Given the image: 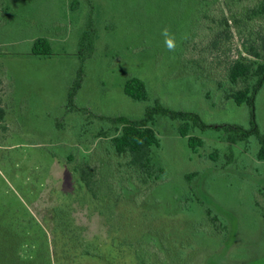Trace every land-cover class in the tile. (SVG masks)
<instances>
[{
    "label": "rangeland",
    "instance_id": "rangeland-1",
    "mask_svg": "<svg viewBox=\"0 0 264 264\" xmlns=\"http://www.w3.org/2000/svg\"><path fill=\"white\" fill-rule=\"evenodd\" d=\"M262 1L207 0L201 7L202 0H0V242L29 236L35 243L29 259L37 264L48 248L51 264H138L128 247L146 234L165 235L166 264H264V162L254 141L230 146L209 130L200 133L205 145L194 154L177 123L159 117L154 159L166 174L141 187L108 139L96 140L110 129L99 117L139 119L155 100L209 125L249 128V108L226 100L218 85L243 45L264 37V19L248 17ZM90 21L96 51L68 108L79 39ZM164 28L175 36L174 52L165 47ZM40 37L52 42L51 57L32 54ZM132 77L146 83L147 102L123 93ZM255 110L264 133V91ZM87 152L116 175L113 215L106 196L101 204L91 201L66 161ZM98 170L112 182L106 165ZM189 174L198 176L189 183ZM199 200L227 222L225 238L214 235ZM57 213L70 225L65 232L56 230Z\"/></svg>",
    "mask_w": 264,
    "mask_h": 264
},
{
    "label": "trees",
    "instance_id": "trees-1",
    "mask_svg": "<svg viewBox=\"0 0 264 264\" xmlns=\"http://www.w3.org/2000/svg\"><path fill=\"white\" fill-rule=\"evenodd\" d=\"M204 2L206 3L207 0H202L201 7ZM1 5L2 3L0 2ZM248 17L250 19H264V0L250 11ZM97 41V28L90 21L79 39L78 58L80 65L68 91V108L74 106L75 99L83 88L85 64L93 57ZM31 52L37 57H51L53 55L52 42L46 37L37 38L33 42ZM218 86L220 87L219 91L222 92L226 100L234 103L237 107L246 106L249 108V128L237 124L209 125L196 113L172 110L160 103L159 100H155L154 105L147 107L143 117L139 119L125 116L99 117L102 121L109 123L110 129H101L96 136V140L100 138L108 139V146L115 157L125 159L127 169L132 172L141 187L158 184L166 174L164 168L157 165L154 159V150L159 149L161 145L158 132L155 129L159 117H166L170 121L177 123V134L187 140L188 147L194 154L199 153V150L205 145L203 139L199 136L200 133L213 130L220 132L225 142L230 146L247 144L254 141L258 146L256 159L259 162H264V133L257 124L255 110L257 95L261 91H264V37L260 38L258 44L243 45V53L230 63L227 68L225 84H219ZM123 93L134 101L147 102L149 100L146 83L136 77L129 78L124 82ZM82 111L85 112V110ZM2 120L3 115L0 114V121ZM216 156L217 154L211 156V159L215 161ZM80 158L81 160L77 161L76 154H70L66 158V161L75 177L84 186L91 201L101 204L106 196V200L108 201L106 205L109 208L110 215H113L116 205L113 198L116 196L114 190L116 175L113 173L112 166L108 165L105 161L104 163L102 160L101 162L98 161V163L95 160L93 161L89 153H81ZM98 164L102 167L106 165L110 169L109 179H112L111 183L105 182V178L107 179V177L98 170ZM197 176L198 174L187 175V182L191 183ZM121 188L127 190V192H131L129 188ZM260 192L263 193L262 191ZM198 203L208 216L214 235L225 238L230 229L227 222L200 200ZM100 213L104 212L100 211ZM70 214L69 217L71 216ZM53 218L56 230L65 232L69 228V224L63 223L62 214L57 213ZM158 237L146 234L143 237V241L139 238L132 246L128 247L133 252L138 264H153L152 259L155 258L154 256H157L160 264H166L164 263L163 255H166L165 247L169 245V237L165 235ZM30 242V237L27 235H21V237L19 235L7 236L5 241L0 242V264H37V261L34 260L32 262L29 259L33 255L32 251L35 252L33 249L35 243H31L30 245ZM123 243L119 241V244L114 243V245L119 249L124 246ZM138 246H142L145 249L137 251L136 248ZM84 254L91 255L87 249L84 250ZM41 255L43 264H51L49 248L45 249Z\"/></svg>",
    "mask_w": 264,
    "mask_h": 264
},
{
    "label": "clouds",
    "instance_id": "clouds-1",
    "mask_svg": "<svg viewBox=\"0 0 264 264\" xmlns=\"http://www.w3.org/2000/svg\"><path fill=\"white\" fill-rule=\"evenodd\" d=\"M161 35L164 37V44L168 51L174 52L176 49V39L169 29L164 28L161 31Z\"/></svg>",
    "mask_w": 264,
    "mask_h": 264
}]
</instances>
